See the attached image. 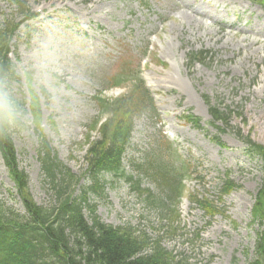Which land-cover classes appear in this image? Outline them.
<instances>
[{"label": "rangeland", "instance_id": "374dc122", "mask_svg": "<svg viewBox=\"0 0 264 264\" xmlns=\"http://www.w3.org/2000/svg\"><path fill=\"white\" fill-rule=\"evenodd\" d=\"M17 1L22 9L0 0V23L18 22L21 11L42 10L10 42L19 80L5 85L6 96L23 102L24 126L12 131V140L37 205H53L37 160L38 134L58 161L81 177L79 195L80 187L90 186L83 174L86 139L97 137L89 133L98 116L92 97L112 99L125 92L129 73L138 71L158 116L145 113L134 120L122 158L124 175L163 198L164 190L136 168L152 161L148 155L162 134L178 156L177 166L187 163L185 193L210 199L219 214L208 219L183 199L179 207L170 205L180 217L169 236L171 213L161 217L145 192L109 173L99 178L98 194L88 193L89 205L101 222L161 238L165 250L193 264H248L259 230L250 210L262 173L260 160L245 154L241 137L264 146V6L250 0ZM196 51L208 56L190 63L189 54ZM118 78L123 85L113 87ZM31 96L40 105L36 129L28 110ZM205 99L230 111L227 125L213 122ZM186 115L198 118L201 128L186 122ZM226 171L237 189L218 200ZM0 203L24 213L1 157ZM83 215L90 223L88 209Z\"/></svg>", "mask_w": 264, "mask_h": 264}, {"label": "trees", "instance_id": "16d2710c", "mask_svg": "<svg viewBox=\"0 0 264 264\" xmlns=\"http://www.w3.org/2000/svg\"><path fill=\"white\" fill-rule=\"evenodd\" d=\"M16 8L23 4L17 0H8ZM264 5V0H251ZM27 11H21L25 17ZM17 23L5 21L0 23V157L13 184L15 196L23 209V214L0 203V264H193L182 255L174 256L161 245V238L151 240L144 234H137L129 227H112L101 222L95 215V208L88 203V193L98 194L101 189L100 179L109 173L125 177L132 189L138 193L145 192L148 204H151L166 218L171 213L169 236L174 234V223L178 215L170 205L175 206L182 194V178L187 170V163L180 161L171 145L160 135L156 148L148 155L152 161L143 165L144 174L152 179L161 190L163 198H156L147 189H140V181L125 176L122 171V158L130 145L134 120L142 114L156 115V109L149 90L145 87L138 73L129 77L128 90L114 99L94 97L100 117L104 120L97 127L100 118L92 122L89 132L96 131L97 138L86 139L87 149L84 156L86 169L84 175L90 179L89 187H80L75 195L80 176L73 174L69 168L58 161L46 139L38 134L37 160L41 175L47 181L53 196V205L45 208L37 205L29 190L27 174L20 169L12 131L21 129L24 113L23 102H17L6 96L8 81L19 80L9 59L10 42L16 34ZM206 52L189 54V62H202ZM123 79L125 74L120 73ZM121 78L114 85H122ZM44 94V92H43ZM213 121L228 124L229 112L211 105L205 99ZM28 110L35 129L40 119V105L35 96H31ZM186 122L195 128H201L199 119L187 115ZM240 136V132L238 131ZM241 137V136H240ZM246 155L258 158L261 163L262 181L252 204L251 223L258 227L253 257L248 264H264V146L255 143L249 137L242 138ZM225 174L219 190L221 196L229 195L237 186ZM191 197V198H190ZM191 204L197 205L208 218H213L217 206L206 197L189 196ZM86 208L91 214L90 223L83 215ZM173 212V213H172ZM179 219V218H178Z\"/></svg>", "mask_w": 264, "mask_h": 264}, {"label": "bare ground", "instance_id": "6f19581e", "mask_svg": "<svg viewBox=\"0 0 264 264\" xmlns=\"http://www.w3.org/2000/svg\"><path fill=\"white\" fill-rule=\"evenodd\" d=\"M252 42L253 43H257V40L254 38L253 40H252ZM262 47L264 46V45H261Z\"/></svg>", "mask_w": 264, "mask_h": 264}]
</instances>
